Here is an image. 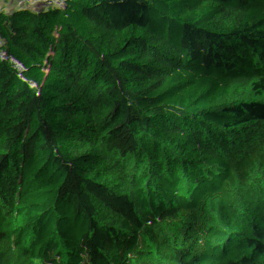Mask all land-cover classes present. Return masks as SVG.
<instances>
[{
    "label": "trees",
    "instance_id": "16d2710c",
    "mask_svg": "<svg viewBox=\"0 0 264 264\" xmlns=\"http://www.w3.org/2000/svg\"><path fill=\"white\" fill-rule=\"evenodd\" d=\"M22 1L0 264H264V0Z\"/></svg>",
    "mask_w": 264,
    "mask_h": 264
},
{
    "label": "built area",
    "instance_id": "2783aa9c",
    "mask_svg": "<svg viewBox=\"0 0 264 264\" xmlns=\"http://www.w3.org/2000/svg\"><path fill=\"white\" fill-rule=\"evenodd\" d=\"M12 14L44 24L58 33L64 32L54 3L41 8L22 0H0V88L5 90L16 85L17 75L22 69L33 67L34 59L47 52L37 33L19 25ZM20 136L17 126L0 118V140H19Z\"/></svg>",
    "mask_w": 264,
    "mask_h": 264
}]
</instances>
